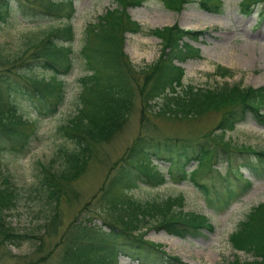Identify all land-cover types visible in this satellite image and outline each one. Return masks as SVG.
<instances>
[{"label": "trees", "instance_id": "trees-1", "mask_svg": "<svg viewBox=\"0 0 264 264\" xmlns=\"http://www.w3.org/2000/svg\"><path fill=\"white\" fill-rule=\"evenodd\" d=\"M114 1L116 5L106 7L98 16L97 24L89 25L81 48L87 69L80 76L81 103L60 127L71 139L73 146L60 149L63 161L59 168H55L52 163L39 161L38 180L29 193L31 198L42 203L39 210L44 219L43 231L38 234L20 231L12 226L9 216L17 208L21 195L11 179L0 170V244L19 246L33 239L43 244L46 239L56 237V264H118L119 254L139 264H161L164 259H167L165 263L174 261L177 264L179 258L169 256L158 244L144 239L145 230L153 225L180 238L195 237L203 229H212L206 214L184 210L181 207L183 197L179 194L147 200L126 196L120 202L121 196L115 190L125 183L143 180L142 175L147 182L154 184L168 179L193 181V174L202 164V156L211 149H228L227 141L222 140L227 129L245 120L247 115L264 126V85L244 86L238 81H225L213 86L183 83L184 68L178 61L198 54V48L184 40V36L196 37L201 31L174 23L149 30L162 39L163 47L155 62L145 66V76L136 93L128 76L130 63L126 62V54L122 49L125 31L142 30V25L131 18L126 7L140 5L143 0ZM191 1L164 0L170 8H179ZM16 2L0 0V23L9 17ZM43 2L48 9L63 2L71 7V0ZM197 2L209 11H219L221 8V0ZM260 2H263L261 18H264V0H241L240 5L242 10L251 12L254 5ZM73 35V25L67 20L63 25L49 29L21 51L9 52L0 47V151L23 149L36 133L37 119L54 111L57 104L47 106L46 103L50 98L48 95L62 96V82L59 78L73 64L70 47ZM39 68L48 75L36 73L35 70ZM214 71L220 75H229L231 69L218 65ZM55 81H58L59 87H56ZM17 92H25L34 101L36 118H30L20 110L14 99ZM136 94L143 111L152 110L157 98L163 100L162 107L155 111L159 114L193 117L216 110L220 113L216 129L220 131L215 129L214 132L210 130L193 138H179L160 137L139 130L126 151L114 162L115 172L103 181L98 190L100 193L93 195L102 225L93 223L88 211L83 208L60 228L61 197L84 170L93 152L92 143L109 140L124 126ZM214 140H222L223 144L216 142V146H212ZM247 148L251 149L250 154L253 155L243 158V166H247L256 176L263 177L264 148ZM222 153L226 155L225 151ZM215 155L212 154V157ZM154 159L167 163L165 172L152 165ZM194 161L195 167L188 169L187 165ZM230 163L231 159L227 163L228 174L231 173ZM206 167L217 169L210 163ZM219 174L222 176V173ZM218 179L214 178L215 181ZM245 180L247 184L242 190L250 184V180ZM195 182L205 193L209 191L203 181ZM210 186L212 194L205 201L215 208L226 206L241 193L232 198L229 184H222L223 190L220 193L215 186ZM230 242L235 250L253 252L254 255L252 261L235 259L230 264H264V201L248 212L246 219L231 233Z\"/></svg>", "mask_w": 264, "mask_h": 264}, {"label": "rangeland", "instance_id": "rangeland-1", "mask_svg": "<svg viewBox=\"0 0 264 264\" xmlns=\"http://www.w3.org/2000/svg\"><path fill=\"white\" fill-rule=\"evenodd\" d=\"M16 1L9 17L0 23V47L5 51H21L49 29L63 25L67 20L74 29L70 42L73 64L71 69L59 78L62 82V96L59 98L47 94L50 98L47 99L46 105L57 104L54 111L37 119L36 133L23 149L0 151V170L11 179L21 195L9 220L17 230L39 234L43 231L44 219L39 210L42 203L29 195L38 180L39 161L52 163L55 168H59L63 161L60 149L73 146L71 139L60 127L76 112L81 103L80 76L87 71L81 48L86 40L89 25L97 24L98 16L106 7L115 6L116 2L71 0V7L63 2L48 9L44 7L46 4L43 0ZM240 1L221 0L219 11H209L199 6L197 0L184 3L179 8L167 7L164 0H143L140 5L127 6L126 10L131 18L142 25L141 31L124 32L122 49L126 54V62L130 63L128 76L135 92H138L144 79L145 66L155 62L163 47L162 39L149 30L174 23L183 28L201 31L196 37L184 36V40L198 48V54L178 61L184 68L181 80L183 83L213 86L225 81H238L244 86L264 85V58L257 60L254 55L264 54V18H261L263 2L254 5L253 11L247 12L242 10ZM95 65L98 66L97 62ZM218 65L231 69L229 75H220L214 71ZM35 72L48 75L40 68ZM18 80L22 82V79ZM55 83L56 87H59L58 81ZM14 99L24 115L36 118L34 101L25 92H17ZM133 101L124 126L109 140L92 143L93 152L84 170L70 183L69 190L61 197L60 228L83 208H86L93 223L102 225L97 213L98 206L95 204L97 201L93 195L100 193L98 190L103 181L115 172L114 162L126 151L139 130L149 131L160 137L193 138L210 130L214 132L220 117L216 110L193 117L159 114L155 111L162 107L161 98H157L152 110L145 111L142 110V103L137 94ZM222 140L227 141L228 149H211L208 154L202 156V164L193 174V181L168 179L154 184L147 182L142 175L143 180L125 183L115 190L116 194L121 196L120 202L125 200L126 196L147 200L179 194L183 197L181 207L184 210L206 214L212 229H203L195 237L180 238L153 225L145 230L144 239L158 244L169 256L179 258L180 262L177 264H230L235 259H254L253 252L235 250L230 242V235L239 227L240 222L246 219L253 206L264 201V176H256L247 166H243L242 162L244 157L250 158L253 155L247 146L264 148V126L251 115H247L245 120L236 123L232 129H227ZM222 140H214L212 146H216V142L222 145ZM222 151H225L226 155ZM214 153L217 155L212 157ZM229 159L233 163H230V174L226 173ZM209 163L217 169H207L206 165ZM195 164V161L191 162L187 165L188 169L195 167ZM152 165L165 172L167 163L154 159ZM238 165L242 174L237 170ZM215 177L219 179L215 181ZM245 179L250 180V184L242 190L247 184ZM199 180L205 183L208 192L205 193L204 189L196 184L195 181ZM222 184H229L232 198L241 193L224 207L215 208L208 205L205 198L212 194L210 185L215 186L220 193L223 190ZM103 228L106 229V226ZM57 240L52 237L41 244L39 240L33 239L19 246L2 243L0 264H56ZM166 261L167 259H164L161 264H175L174 261L165 263ZM118 264L139 263L119 254Z\"/></svg>", "mask_w": 264, "mask_h": 264}, {"label": "bare ground", "instance_id": "bare-ground-1", "mask_svg": "<svg viewBox=\"0 0 264 264\" xmlns=\"http://www.w3.org/2000/svg\"><path fill=\"white\" fill-rule=\"evenodd\" d=\"M217 48H220V47H217ZM254 55H255V58H256L257 60H260L261 58H264V54L261 55V56H258L257 54L254 53ZM263 60H264V59H263ZM259 83H260V82H259Z\"/></svg>", "mask_w": 264, "mask_h": 264}]
</instances>
